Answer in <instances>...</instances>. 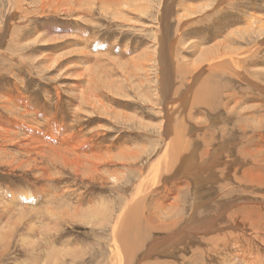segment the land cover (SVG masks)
I'll use <instances>...</instances> for the list:
<instances>
[{"label": "bare ground", "instance_id": "6f19581e", "mask_svg": "<svg viewBox=\"0 0 264 264\" xmlns=\"http://www.w3.org/2000/svg\"><path fill=\"white\" fill-rule=\"evenodd\" d=\"M149 1L150 0H7L8 9L6 10L5 19H2L3 24L1 23L0 26V57L3 56L6 60L8 58L13 60L12 57L6 54L8 47H5L6 50L3 51L4 45L6 43L8 45L10 42H13L12 47H14L15 44H17L15 40L17 39L19 33L18 30L20 31V27L23 24H26L27 21H30L31 23L34 17H42L48 15L46 14L47 8H55L54 11H57L55 13H60L57 7L64 5V9L67 11L66 14H70L73 12H76L78 14L83 11H92L95 8H98V14L104 17L109 14L111 20L113 19L115 23H129V25H132L133 23L130 24L131 19H128L126 14L129 12L130 14H135V16L137 14L143 16L145 13L144 10L146 9L145 7L147 5V2ZM174 1L175 0H159V2H155V5L157 7L154 16L155 18L153 17V22L156 23L155 26H157L154 33L155 45L153 46L155 47L154 50L156 52L154 51L153 56L150 54L152 50L149 49L151 51H145L141 54L139 53L138 57H129V59L127 60L128 51H125L122 55V58L124 57L123 59H125L128 64L125 68L120 69L118 67V70L120 72V78H118L119 81L113 79L112 77L107 79V81H103V78L105 77L101 75L103 72L100 69L99 73L94 71L93 73H88L89 75L87 74V84L84 87V90L78 92L77 90H79L80 87L75 86L76 89L72 88L74 91H76L75 93L73 91L71 95L72 100L73 98L75 101L79 100V104L74 111H72L71 109L73 115L71 113V116H69L71 119V121H69L70 124H66L68 116L66 117L64 114H61L62 116L58 115V113L62 112H59L61 106L60 91L56 90L53 109L48 111L47 109H38V107H34L29 104L27 101L28 96L24 95V93H22V90L20 91V89L22 88H20L19 85V87H14V90L7 89L5 90V92L3 91L1 93V95L3 96L0 97V109L3 112L8 113L11 118L4 119L2 118L3 114L0 113V150H3L7 146L15 147L19 153L27 157L28 162L31 158V155H33L34 157L40 156V160L45 162V164L48 163L53 166L56 172H65L70 170L68 172H71V174H69L72 176V178L76 180H79L80 178L83 184L84 182L89 181L91 182L90 184H92L94 183V178H104L106 174L108 175L107 179H105L107 181H121L119 185H123L124 188L122 194L118 197L120 198L118 199L120 200V206L118 205L117 209L115 207L113 208L112 206H109V204H106V201L101 197L100 199L96 200V204H94L95 199L94 201H92L93 199H90L91 201L88 200L87 202H85L84 200L85 205H83L81 203V199L79 200V196L78 198H76V196L74 200H71L73 202L69 204L70 200L67 198V196L69 197L70 195L75 193V189L69 190V188L68 190H65L66 185L64 187H59L63 188L59 189V192L61 194L59 192L58 193L60 195H58V193L56 194V192L52 193L51 201L49 202L51 206H53L54 204L56 205L54 207L62 210H59L56 213L55 210L53 211L50 208V206L46 208L47 214L53 219L58 220L59 218L63 219V217L71 220L77 219L79 223H84L89 229H91L93 233H95V235L99 237L97 241L102 250L104 249L108 253L105 256L107 257V264H167V260L169 259H160L164 256L172 257L175 259L180 256V259H182L183 262L185 260L192 259L193 254L191 256H183V254H178L181 251L186 253H192L195 251L201 254L203 258H207L209 256H215L216 258H218L219 256L221 257L223 253H226L225 255L230 253L227 261L229 262L228 264H264V255L263 253H260L258 249H256L257 247L255 248L256 245H253L252 241L250 240V238H252L251 235L244 233L248 235L245 236L235 231L231 232V230L226 231L218 228L221 223V219L225 218V205L217 211L212 210L210 206H206L207 202H202L200 193L201 188H203L207 184H213L212 182H214V184L217 182L220 184L225 179L228 180L229 178H232V176H238L236 175L237 172L240 168H243L244 165L247 164L248 166H251L250 168H252V166H259V164L263 163L264 161V158L262 162H260L261 160L258 161L256 158H254L256 152L259 154L262 153L264 155V128H262L261 125L264 123V85L263 87H261L255 84L256 81L254 77L248 75L244 76L245 73L240 68L241 63L245 60L248 61L246 63L247 65L255 64L253 60L256 56L260 55V53L263 52L264 18H253L254 14H249V17L251 16L250 19L245 20L244 18L242 20L244 24L243 26H241V28L235 27V36L240 35L239 37L241 39H243L244 33L245 35L249 34L251 36L257 35V37L254 38L253 43L248 42L249 45L244 48H235L236 40L231 41L230 37H227L228 35H224L225 32H223V34L221 35H219L218 33L209 34L206 39L207 41L209 40L208 42H210V44L206 45V43H203V39V49L201 51H199V49H197L195 46H192L190 48L194 53L197 50L199 51L197 55L200 57V63L198 62L196 66L192 65L191 69H189V67L184 66L186 64L182 60V66L179 65L177 61L178 57L183 58L182 53L184 51L189 50V42L190 40H192L188 36L187 38L183 37L187 35L188 30L190 32L195 30L193 34L200 35L198 33V28H201L200 25H204L206 27L207 34L214 29H212L213 27L209 26V24L198 20L199 17H195L197 11L190 8V5H185L184 7L183 4H179V10L176 9L177 5L175 4L176 1L175 3ZM226 1L228 0H215L216 5L213 4L215 5L214 8L218 9L220 12H223L224 10H226L225 8H223L225 7L224 4L227 3ZM53 4L55 5L54 8L52 7ZM209 5H205V10L210 8ZM30 7L34 8V11L30 9ZM181 10L182 12H178ZM220 12H218V14ZM208 13L207 16H209ZM202 17L206 16L203 15ZM15 24L19 25L17 31H15L16 29H14ZM195 26H197L198 28ZM208 28L210 31H208ZM14 34L16 35L14 36ZM200 38L197 39L199 40ZM185 40L188 41L187 45ZM212 41L214 42L211 43ZM85 45L86 44H84V46ZM181 45H183V48H187L185 50L183 48L181 49ZM201 48L202 47H200V49ZM54 50L56 51V49ZM19 52L21 53V51ZM39 53L41 52H38V54ZM81 54L82 53H80V55ZM113 54H115V52ZM50 56L45 55L44 57H41L42 62L46 63L44 64V66L42 65L44 70H50L52 67H54V65H57L58 63L60 65L59 61L62 59V57L61 59L53 57V59ZM106 56H108V54ZM94 59L95 66H100V64H102V67H100L107 68V70L108 68H110V73H112V70L117 67V62L114 59H107V57L99 55H97V57H95ZM219 62H223L224 64H226L227 70L233 72L232 74L226 72L223 75L224 77L233 80V82H235V85L240 82L246 84L247 86L245 85V87L249 91H255L260 96V98L257 97L256 100L259 102L261 101V106L258 104V106H254L247 111L251 113L250 118H242V114H244L245 111L244 113H239L240 115L236 117V119L238 118L237 120L239 122H236L237 124L234 123L235 125L232 127L231 131L232 135L230 136L227 135L228 130L226 129V127L223 126V124L220 125L223 121L221 120L220 123L217 115L214 114V106L211 104V102H209V104H206V98L208 95H206L205 90L199 87L201 78L204 76V73L209 69L219 67ZM3 67L4 66H2V68ZM36 69H38V67H36ZM151 69H153L155 73L154 79L150 78L148 74ZM82 73H84V71ZM139 75L143 76L140 77ZM75 76L76 78L78 76L80 80L87 77L85 75L83 76V74L80 73L76 74ZM176 77L183 78L182 81H184L185 79V83H183L182 85H178ZM132 80H136L137 84L131 85ZM151 80H153V86L150 83ZM124 86L125 88H130V91H133L136 95L138 94L136 93V89L144 91L143 87H145L146 90L143 93H145L146 96L148 94L147 97H149V100L147 102L150 103V108L152 110H155V114L153 116L158 124V133L154 136V139L157 142V138H160L158 140L161 143L154 151V154L150 156L144 155L148 156L149 158H143V156L141 157V155L143 154L141 153L142 150L140 147H137L136 145L135 147L127 146L125 142L126 139L123 141L121 140L122 142H120L121 138L115 135V132L110 130V127L108 128L100 124L101 122H105V124L110 126L112 125L113 127L117 128L119 127L120 129H122V131L129 134L130 128L138 127L139 132H136L139 135L142 134L143 136L146 134L144 131L147 127L144 128L145 126L140 121H138V118L134 114H129L127 112L128 110H125L133 109L136 110L135 113H137V107L130 108L128 104L119 105V100L115 101L114 99L116 97L121 98V96H127H123L122 94V90H125ZM146 86H148L149 88ZM214 88L216 87L214 86ZM152 89H154L153 94L150 92ZM197 89L199 91L196 92ZM221 89L222 88L218 90ZM141 97L137 96V100H142ZM227 97L228 100L222 106L224 109L229 102L235 107L243 106V96L237 94H229L227 95ZM246 100L254 99L251 97V95L248 94ZM112 104L117 105L116 107H120L121 110L113 108L111 106ZM84 109L88 112V114H94V120H96V122L94 123H98L95 126L96 128L88 131L87 134H85V130L83 128H80V126L82 125H80V121H82L81 118L83 116L82 111L84 112ZM201 110L205 111L206 115L203 114V112H200ZM197 113H199V115H201L202 113L203 119L202 117L198 118ZM27 116L30 118H26ZM224 116L228 115L224 114ZM230 117L228 116V119H225V122L229 121L231 119ZM135 121H137L136 124ZM89 122L86 121V123ZM210 129H212V131ZM241 132L249 133V138L247 139L249 143L238 141V137H242ZM149 136L153 135L150 134ZM252 138H254L255 140H253ZM107 139H109L107 143L104 142ZM36 161L37 160L34 159L35 165H37ZM131 163L134 164V170L136 171V173H138L137 178L135 179V183L131 182L130 177H125V173H127L126 171L129 170ZM38 168L36 167V169ZM254 168L253 170L250 169L251 171H243V175L246 178V181H249L248 187L251 188H253V186L256 184H264V176L259 177L257 173L255 174ZM39 171L41 172V174H44L46 170L42 169L41 166ZM101 173L103 175H101ZM236 179L238 178L236 177ZM190 185L194 187V205L193 208L190 209L189 213L186 214L185 219L182 218L183 221L181 223H178V219H176V217L179 216L180 206H178L175 201L174 203L169 205L165 204L163 201V197L156 198L155 196L157 194H160L164 195V197L168 199H174L176 193L181 190L180 186ZM66 187L68 188L69 185ZM43 189L44 188L39 190L40 196H45L46 199L49 200L48 197L50 196L49 194L52 191L45 194V191ZM244 189L246 191V188ZM174 190L176 193L174 192ZM263 191L262 195L264 193ZM149 195H153L158 200L155 203L154 207H150V213L146 212L148 208L147 202H149L151 198L150 196L149 200L147 201V197ZM30 197L32 196H29L28 192H26L16 198V196H14L12 192H9L0 187V215H13L15 213V209L20 208L18 207L20 205L23 206V209L19 210L15 214V216L18 215V218L21 217L22 214H25L24 208H28L29 205L30 207L35 206H31L32 200H30ZM176 197H178V195ZM59 199H64L63 202L65 203V206L69 205L70 209L61 208L64 205L63 202H60ZM202 205H204V207ZM83 206H85V210H79V208ZM166 206L172 208L174 211L172 215H167V217L170 216L169 219L171 221L168 220L169 222L163 220L165 215L161 214V211L165 210ZM251 207L252 206H250V209ZM57 208L56 210H58ZM18 218L14 219V221L12 222L10 221L11 223L8 226L9 229L6 230L11 231L14 229H18V226L20 224ZM171 218L174 219L172 220ZM239 225H241V222L239 223ZM9 238L10 237L7 236L4 238H0V256L4 255L9 248H7V240ZM20 239L26 241L27 243H33L32 238L24 239L23 237L22 239L20 237ZM58 243L53 240V243L51 244L54 247L57 245L59 247H63V244ZM64 244V248L67 246L69 247L68 242H64ZM196 244L200 245V247ZM47 248V258H49L50 255L54 257L52 264H57V262L62 263V261L64 262L63 259L65 258V256H69L70 262L72 263V261H76V259L82 258V256L86 255V252L89 251L86 250L84 252H79L76 249L68 250L69 248H61V250L65 251L61 252V250L56 251L55 249L54 251V249L50 250V247ZM254 249L257 251V253L256 255L254 254L255 256H251L250 252L251 250L254 252ZM90 250H92V248ZM103 255H99V258ZM92 259L93 257L90 259L91 262ZM98 261L99 260H97V262ZM91 262L90 264H93ZM190 263H195L194 259L190 261ZM102 264H106V262L103 261Z\"/></svg>", "mask_w": 264, "mask_h": 264}, {"label": "rangeland", "instance_id": "374dc122", "mask_svg": "<svg viewBox=\"0 0 264 264\" xmlns=\"http://www.w3.org/2000/svg\"><path fill=\"white\" fill-rule=\"evenodd\" d=\"M175 1H176V3H175ZM175 1H174V3L177 5L176 9L180 10L179 4H183L184 7H185V5L186 6L190 5V8L197 11V14L195 15V17L196 18L199 17L198 20H201V21L209 24V26L213 27L212 29H214L210 33L208 32V34H207V30H206V27L204 25H200L201 28H198L197 26H195L199 29L198 33L200 35L193 34V32L195 30L192 32H190L188 30L187 35H185V37H183V38H187V36H188L192 40H190V42H189L190 43L189 50L184 51L182 53L183 58L178 57L177 61H178L179 65H181L182 64L181 60H182L186 64L184 66L189 67V69H191L192 65L196 66V64L199 62L200 57L197 54L199 53V51H201L203 49V46H202L203 39H204L203 43H206V45L210 44V42H208L209 40L207 41V39H206V37L209 34L218 33L219 35H221V34H223V32H225L224 35H228L227 37H230L231 41L236 40L235 48H244V47L248 46L249 43H253V40L255 37H257V35L251 36L249 34L245 35V33H244L243 39H241L239 37L240 35L235 36L236 35L234 33L235 29L238 27L241 28V26H243L244 22L242 20L244 18H245V20L250 19L251 16L249 17V14H252V15L254 14L253 18H255V17L256 18H258V17L264 18V6H263L264 0H260V1L259 0H239V1L238 0H235V1L234 0H228V1H226L228 4L227 3L224 4L225 7H223V8H225L226 10H224L223 12H220L218 9L214 8V6L216 5L215 0H213V1L212 0H204V1L203 0L202 1L201 0H175ZM155 2H159V0H150L149 2H147V5L145 7L146 9L144 10L145 13L143 16L140 14L139 15L137 14L136 15L137 17H136L135 14L133 15V13L132 14H130L129 12L127 14L124 13L127 15L128 19L129 18L131 19L130 24L133 23L132 25H129V23L117 24L113 21V19L111 20V17L109 14L106 15L105 17L98 14L97 13L98 8L94 9V10L97 9L96 11L88 10V11H83V12L78 13V14L76 12L66 14L67 11L64 9V5H62V6L57 7V9L60 11V13H55L57 11H54L55 10V8H54L55 3H54L52 5V7L54 9L47 8L46 14H48V15L42 16V17H34V19L32 20L31 23H30V21L29 22L27 21L26 24H23L21 26L24 28L26 27L25 29L20 27L21 34H20V31L18 30L19 33H18L17 39L15 40V42H17V44H15L14 47H12L13 42H10L8 45L6 43L4 45L3 51L6 50V48L8 47L6 54H8L10 57H12L13 60H11L10 58H8L6 60L3 56L0 57V64H1L0 70H2V71H0V75H1L0 76V97L3 96V95H1V93L3 91L5 92V90H7V89L8 90H11V89L14 90L13 88L19 85L20 88H22V89H20V91L22 90V93H24V95L28 96L27 101L29 104H31L34 107H38V109H41V110L47 109V111H48V110L53 109V104L55 102L56 90L60 91L61 106H60L59 112L60 111H62V112L58 113V115L62 116L64 114L66 117L68 116V118L66 120L67 121L66 124H68V123L70 124L69 121H71V119L69 116H71V113L73 115L72 111H74L76 109V107H78L77 105L79 104V102H78L79 100L75 101L74 98L72 100L71 95L74 91L72 88L76 89L75 86H78V87H80L79 90H77L78 92L84 90V87L87 84L86 79L88 78V75H89L88 73H91V72L93 73L94 71L99 73L100 69H101V71L103 72L101 75H103L105 77V78H103V81H107V79H109L110 77H112L115 80H118V78H120L119 77L120 72L118 69L119 68L120 69L125 68L128 64V62L125 59H123L124 57L122 58V55L124 54L125 51H128L127 60L129 59V57H134V56L138 57L139 53L141 54V53H144L145 51H151L152 50L150 54L152 56L154 55V51H155L154 50L155 47H153L155 45L154 44V42H155L154 41V33L156 31V26H157V25L155 26L156 23L153 22V19L155 18L154 16L156 13V7H157L155 5ZM235 2H237V3H235ZM206 4H208V5L210 4L209 5L210 8H208L207 10H205ZM213 4H215V5H213ZM7 6H8L7 0H0V26H1V23L3 24L2 19L3 20L5 19L6 10L8 9ZM65 8H67V7H65ZM30 9H32L34 11V8L30 7ZM63 11H64V13H63ZM203 11H204V14H203ZM178 12H182V10L178 11ZM218 12H220V13L218 14ZM207 13L209 14V16H207ZM82 15H83V17H82ZM203 15L206 17H202ZM139 19H141L142 21ZM206 19H208V20H206ZM88 20H89V22H88ZM18 28H19V25L15 24L14 25V29H16L15 31H17ZM35 28H36V30H35ZM208 31H210L209 28H208ZM37 34H39L40 36ZM11 35H12V33H11ZM15 35L16 34H14V36ZM224 35H222V36H224ZM197 38H200V39L198 40ZM185 42L187 45L188 41L185 40ZM213 42L214 41H212L211 43H213ZM34 44H35V46H34ZM72 44H74L75 46ZM84 44H86V45L84 46ZM192 46H195L197 49H199V51L197 50L195 53L192 52V50L190 49ZM17 47H18V49H17ZM21 47L22 48L24 47L23 50ZM37 47H39V48H37ZM96 47H98V48H96ZM147 47H148V49H147ZM184 47H185V45H184ZM200 47H202V48L200 49ZM61 48H63V49H61ZM182 48H183V45H181V49ZM186 48L187 47H185L183 49L185 50ZM54 49H56L57 52ZM121 49L122 50L125 49V50L122 51ZM129 49H130V51H129ZM149 49H151V50H149ZM134 50H136V51H134ZM19 51H21V53ZM77 51H79V52H77ZM38 52H41L42 55H41V53L38 54ZM114 52H115V54H113ZM152 52H153V54H152ZM80 53H82V54L80 55ZM109 53H110V55H109ZM107 54H108V56H106ZM45 55H49V56L51 55L50 57H52V58L54 57L57 59L58 58L61 59V57H62V59L59 61L60 65L58 63L57 65H54V67H52L50 70H46V69L44 70L43 66L46 63L42 62L41 57H44ZM97 55L107 57V59L110 58V59L116 60V62H117L116 66L117 67L114 70H112V73H110V68H108V70H107V68H101L102 64H100L101 67L98 65L97 66L94 65V62H95L94 58L97 57ZM57 59H55V60H57ZM61 61H62V63H61ZM253 61L255 62V64H253V65H247L246 63L248 61H246V60L243 61L244 63L243 62L241 63L240 68L245 73L244 76L248 75V76L254 77V79L256 81L255 84L263 87V85H264V49H263V52L260 53V55L256 56ZM219 63H220L219 67H215L214 69H209L204 73V76L201 78V82H200L199 87L203 88L205 90L206 95H208L206 98V104H209V102H211V104L214 106V110H213L214 114L217 115L220 123H221V120L223 121L221 124L220 123L219 124L220 125L223 124V126L226 127V129L228 130L227 135L230 136V135H232L231 131H232V127L235 125L234 123L239 122L237 120L238 118L236 119V117L240 115L239 113L240 112L244 113V111H245V113L242 114V118H250L251 113H249L247 111L250 110L254 106H258V104L261 106V104H260L261 101L259 102L256 100V98L257 97L260 98V96L255 91H253V92L249 91L245 87L246 84L240 82V83L235 85V82H233V80H230L227 77H224L223 75L226 72H228L230 74H232L233 72L227 70V65L224 64L223 62H219ZM156 65H157V63H156ZM2 66H4L3 67L4 69L2 68ZM36 67H38V69H36ZM154 69H155V67H154ZM86 70H88V71H86ZM83 71H84V73H82ZM150 71L148 72L149 77L154 79L155 78L154 70L151 69ZM79 73L83 74V76L85 75L87 77L85 79L83 78L82 80H80L78 76L76 78L75 75L79 74ZM139 76L142 77L143 75L142 76L139 75ZM176 78H177L176 81H177L178 85H182L186 81L185 79H184V81H182L183 78H180V77H176ZM150 83L153 86V80H151ZM135 84H137L136 80H132L131 85H135ZM214 86L216 88H214ZM146 87H148V86H146ZM143 88L145 91L146 88L145 87H143ZM217 88L218 89L222 88V89L218 90ZM124 89L125 90H122V94H123V96L124 95H127V96H125V97L121 96V98L116 97L114 99H115V101L119 100L118 101L119 105L120 104H128V106L130 108L131 107H137L136 108L137 113H135L136 110H133V109H125V110H128L127 112L129 114H134L138 118V121H140L145 126L144 128H146V127L149 128V129L146 128V130L144 131L146 134L143 136H142V134L139 135L137 133V132H139L138 127L134 128L131 126L132 128H130V130H129L130 134H129V133L122 131V129H120L119 127L117 128V127H113L112 125L111 126L107 125V124H105V122H101L100 124H102L108 128L110 127V130L115 132V135H117L121 138L120 142H122L123 140L126 139L125 142H126L127 146L135 147V145H136L137 147H140L142 150L141 153L143 154V155H141V157L143 156V158L144 157L149 158L148 156L154 154V151L158 148V146L161 143L158 140L160 138H157V142L154 139V136L158 133V126H157L158 124H157V121L154 119V116H153L155 114V112H154L155 110H152L150 108V103L147 102L149 100V97H147L148 94L146 96L145 93H143L144 91H140V89H136L137 90L136 93H138L136 95V94H134L133 91H130V88H125V86H124ZM127 90H128V92H127ZM153 90L154 89H152L150 91L152 94H153ZM197 91H199V90L197 89L196 92ZM208 91H209V93H208ZM75 92L76 91H74V93ZM229 94H237V95L243 96V102H244L243 106L242 107H235L233 104H231L229 102L228 105H226L225 109H224L222 106L228 100L227 95H229ZM248 94L251 95V97L254 100H246V97H248ZM214 95H215V97H214ZM137 96H140V97L142 96L141 97L142 100H137ZM145 99H146V102H145ZM111 106L113 108H116L117 110L118 109L121 110L120 107H116L117 105L112 104ZM71 109H72V111H71ZM85 111H86L85 109H84V112L82 111L83 116L81 118L82 121H80V125L81 124L82 125L80 126V128H83L85 130V134H87L88 131H91L94 128H96L95 126L98 123H94V122H96V120H94V114H91V113L88 114V112L87 111L85 112ZM200 112H203V114H205V111L201 110ZM0 113L3 114L2 118H4V119H10L11 118L8 113L3 112L1 109H0ZM197 114H198V118L202 117V119H203L202 113H201V115H199V113H197ZM224 114L228 115L229 117L231 116L230 117L231 119L229 121L225 122V119L227 120L228 116H224ZM7 117H9V118H7ZM26 118H30V117L27 116ZM86 121L87 122L90 121V122L86 123ZM102 121H104V120H102ZM247 121H245V122H247ZM136 123H137V121H135V124ZM261 125H262V128H264V123ZM84 126H85V128H84ZM154 126H155V128H154ZM247 127H249V126H247ZM210 130L212 131V129H210ZM228 132H229V134H228ZM150 134L153 136H149ZM241 135H242V137L241 136L238 137V141H243L244 143H246V142L249 143L247 141V139L249 138V133L248 132H245V133L241 132ZM244 139H245V141H244ZM252 139L255 140L254 138H252ZM108 140L109 139L105 140L104 142L107 143ZM255 154L256 155L254 158H256L258 161L261 160L260 162H262L264 155L262 153L259 154L257 152ZM21 155L22 154L19 153L17 151V149L15 147H12V146H7L3 150H0V185H1L0 187L9 191V192H12V194L14 196H16V198L19 197L20 195H23L24 193L28 192V195L32 196V197H30V200H32L31 206H34V205L35 206L30 207V205H29L28 208H24L25 209L24 213L26 215L22 214V216L19 218H18V215L15 216V214L19 210L23 209L22 208L23 206H20V205L18 206L20 208L15 209V213L13 215H10V216L7 214H5L3 216L0 215V238H2V237L4 238L6 236L10 237L8 239L9 242L7 240V243H8L7 248L8 247L9 248L7 249V251L4 255L0 256V264H52L54 257H52V255H50L49 258H47V256H46L47 255L46 254L47 249H48L47 247H50V250L54 249V251H55V249H56V251H59V250H61V248L62 249L69 248L68 250L76 249L79 252H84L86 250L90 251V252L89 251L86 252V255H83L82 258L76 259V261H72V263L70 262V257L65 256V258L63 259L64 262L63 261H62V263L57 262V264H87V263L90 264V262H91L90 259L92 257H93V259H92L91 263H93V264H99V263L102 264L103 261L106 262V264H107V257H105V256L108 253L104 249L102 250L101 246L99 245V243L97 241L99 239V237L97 235H95V233H93V231L91 229H89L84 223L83 224L79 223L77 221V219L71 220V219H68L65 217H63V219L61 218L63 221L60 218L58 219L59 221L56 219H53L47 214L46 208L48 206H50V208L53 211L55 210L56 213L59 210H62V209H59L57 207H54V206H56L54 204H53V206H51V204L49 202L51 201L52 193L56 192V194H57L59 192V189H63V188H59V187H64L65 185L66 186L69 185L68 188L65 186V190L66 189L68 190L69 188H70L69 190L75 189V193H73L69 197L67 196V198L70 200L69 204L71 202H73L71 200H74V198L76 196H77L76 198H78V196H79V200L81 199V203L83 205H85V202H87L90 199L91 200L93 199L92 201H94V199H95L94 204H96L97 203L96 200L100 199V197H101V198H103V200L106 201V204H109V206H112L113 208L115 207L117 209L118 205L120 206V200H118L120 198H118V197H119V195L122 194V191L124 188L123 185H119L121 181H119V182H112L110 180L107 181V180H105V179H107V176H108L106 174V176H104V178H101V177L94 178V183H92V184H90L91 183L90 181L84 182V184H83L81 182L80 178H79V180L72 178V176L70 175L71 172H68L70 170L65 171V172H61V171L56 172L55 168L53 166H51L48 163L45 164V162L41 161L40 156L34 157L33 155H31V158L28 162L27 157H25L24 155H22V156ZM144 155H148V156H144ZM24 158L27 160H25ZM34 159L37 160L36 161L37 165H35ZM23 161L26 163H24ZM260 164H259V166H252V168H250L251 166H248L246 164L243 166V168L239 169V171H238L239 173L237 172L236 175H238V176L240 175V176L238 177L235 175L239 180L236 179V177L232 176V178H229L228 180L225 179L224 181H222L223 184L222 183L219 184L217 182L218 184L215 183V184H217V185H215L214 182H212L213 184L209 183L210 185H208V184L205 185L206 186V187L204 186L205 189H204V187L201 188L200 193H201V197H202V202H207L206 206H210V208L212 210L217 211L222 206L225 205V207H224V209L226 210V212H224L225 218L221 219L220 225H222V226L219 225L218 228H220L222 230H226V231L231 230V232L235 231V232L243 234L245 236L251 235L252 238H250V240L252 241L253 245H256L255 248L257 247L256 249H258V251L260 253H263V255H264V196H263L264 193L262 195V191L264 190V184H260V185L256 184L253 186V188L248 187L249 181H246V178L243 175V171L244 172L251 171L255 167L254 173L255 174L257 173V175L259 177L264 176V161H263V163H260ZM40 165L42 166V169H45L46 171H48V169H49L48 172L45 171V173H47V174H45V173L41 174V172L39 171L41 168ZM36 167L37 168L40 167V168L36 169ZM29 168H30V170H29ZM31 168H33V169H31ZM134 169H135L134 164L131 163L129 170L126 171L127 173H125V177H130L131 182L135 183V179L137 178L138 173H136V171ZM240 170H241V172H240ZM39 172H40V174H39ZM241 174L243 177L241 176ZM101 175H103V174L101 173ZM48 177H50V178H48ZM240 179H241V181H240ZM242 183L243 184L246 183V184L243 185ZM45 186H47V187H45ZM235 187L236 188L239 187V188L236 189ZM42 188H44L43 190L45 191V194L50 193L52 191L49 194L50 195L48 197L49 200H47L45 196H43V197L40 196L39 190H41ZM244 188H246V191ZM46 189H48V190H46ZM180 189L181 190H179V192H177V193L174 190V192L176 193L174 199H171V198L168 199V198L164 197V195H160V194H157L155 196L156 198L163 197V201L165 204L169 205V204L174 203V201H175L177 203V205L180 206L179 207V216L176 217V219H178L177 220L178 223H181L183 221L182 218L185 219L186 214L189 213L190 209H192L193 205H194V200H193V189H194V187L191 185L190 186H180ZM14 190L15 191L18 190V191L15 192ZM256 190L257 191L259 190V191L257 192ZM33 191H34V194H33ZM252 191H253V193H252ZM160 192H163V191H160ZM42 193H43V191H42ZM59 193H58V195L61 194V193L60 194ZM217 193H218V195H217ZM223 193H225V194H223ZM177 195H178V197H176ZM150 196H151V198L149 200ZM239 196H240V198H239ZM242 196H243V199H242ZM38 197H40V198H38ZM155 197L153 195H149L147 197V201L149 200V202H147L148 208H147L146 212L150 213L151 212L150 207L155 206V203L158 201ZM215 198H216V200H215ZM217 198H219V199H217ZM258 199H259V201H258ZM59 200H60V202L64 201V199H59ZM84 200H85V202H84ZM153 200H154V202H153ZM52 201H53V199H52ZM230 201H233V202H230ZM255 203H257V204H255ZM253 204L255 205L256 208L254 207ZM63 205L64 206L61 208L70 209L69 205L65 206L64 202H63ZM167 206H166L165 210L161 211L162 212L161 214L165 215L163 220L171 221L169 219L170 216L167 217V215H169V214L172 215V213L174 211L172 208H169ZM202 206L204 207V205H202ZM250 206H252L251 209H250ZM56 208L58 210H56ZM239 208H240V210H239ZM79 210H85V206L79 208ZM16 218H18L20 221L18 229H16V230L14 229L15 231L14 230H11V231L6 230V229H9L8 228L9 224L12 221H14V219H16ZM64 219H66V220H64ZM171 219L173 220L174 218H171ZM232 219H234V220H232ZM179 220H180V222H179ZM240 222H241V225H239ZM54 223H55V225H54ZM244 233H247L248 235L244 234ZM3 234H4V236H3ZM91 234H93V235H91ZM253 236H254V238H253ZM20 237L22 239H23V237H24V239L32 238L33 243H27L26 241L21 240ZM53 240L57 243L59 242V243L63 244V247H59L58 245L54 247L51 244V243H53ZM64 242H68L69 247L67 246L64 248V246H65ZM0 246H1V242H0ZM29 246H31V247H29ZM197 246L200 247V245H197ZM91 248H92V250H90ZM32 250H34V251H32ZM45 250H46V252H45ZM252 250H251L250 254H251V256H255L257 251L254 249V252H253ZM62 251L63 250H61V252ZM63 252H65V251H63ZM178 254H183V256L184 255L185 256H189V255L191 256L192 254L193 255H192V259L185 260L184 262L182 261V259H180V256H178V258H176L177 260L175 258L165 257V256L161 257L160 259H163V258H164V260L169 259V260H167V262L169 264H225V263L228 264L229 262H227V261H228V257L230 256V253L227 254L228 256L225 255L226 253L225 254L223 253L222 256L221 257L219 256L218 258H216L215 256H213V257L209 256L207 258L206 257L203 258L201 254H199L195 251L192 253H186V252L181 251ZM99 255H103L102 257H100L101 259L99 258ZM223 256L224 257L226 256V257L224 258ZM193 259H194L195 263H190V261H192ZM225 259H227V260H225ZM97 260H99V261L97 262ZM174 260H175V262H174ZM223 260H225V261H223ZM172 261H173V263H172Z\"/></svg>", "mask_w": 264, "mask_h": 264}]
</instances>
